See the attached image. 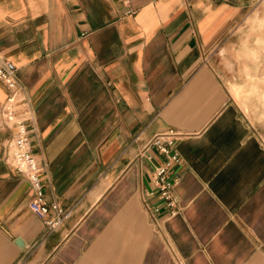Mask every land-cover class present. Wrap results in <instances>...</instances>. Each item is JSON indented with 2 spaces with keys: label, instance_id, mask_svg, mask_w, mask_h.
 <instances>
[{
  "label": "crops",
  "instance_id": "1",
  "mask_svg": "<svg viewBox=\"0 0 264 264\" xmlns=\"http://www.w3.org/2000/svg\"><path fill=\"white\" fill-rule=\"evenodd\" d=\"M261 11L264 0H0V55L28 107L17 115L45 199L66 212L43 222L29 177L0 157V264H264V141L233 94L264 104ZM8 93L0 80V105ZM14 131L0 125V142ZM157 133H173L179 157L165 168L172 204L155 172L169 158L147 145Z\"/></svg>",
  "mask_w": 264,
  "mask_h": 264
},
{
  "label": "built area",
  "instance_id": "2",
  "mask_svg": "<svg viewBox=\"0 0 264 264\" xmlns=\"http://www.w3.org/2000/svg\"><path fill=\"white\" fill-rule=\"evenodd\" d=\"M0 80L9 89L8 96L0 105V125L13 126L15 130L0 142V157L13 164L19 171L24 172L29 177L34 194L29 199L28 205L34 213L43 219V222L52 227V225L60 222L66 212L57 202L51 201L49 203L45 199L42 177L40 176L41 167L31 149V145H29L30 129L25 124V118L17 115L18 111H28V107L19 97L23 85L17 77L14 62L2 54L0 55ZM173 139V133H157L147 144L155 145L169 158L164 164L158 165L155 170L161 195L169 204L173 203L171 197L172 181L167 178L165 168L169 161L179 158L175 151H171L174 143ZM49 214H52V216H48Z\"/></svg>",
  "mask_w": 264,
  "mask_h": 264
},
{
  "label": "rangeland",
  "instance_id": "3",
  "mask_svg": "<svg viewBox=\"0 0 264 264\" xmlns=\"http://www.w3.org/2000/svg\"><path fill=\"white\" fill-rule=\"evenodd\" d=\"M263 12L261 11V14H264ZM258 13L259 12H257V15ZM255 22L256 23L252 25V31L258 36V34L261 33V30L264 28V21L256 20ZM256 45L258 47L256 61L259 65H261L262 68V71L257 73V77L261 80V82H264V55L261 56V53L264 50V40L257 39ZM233 94L239 101L241 107L244 109L247 116L250 117L251 122L254 124L259 135L264 141V104H256V99H252L251 93H249L248 91L243 90L239 95L235 93Z\"/></svg>",
  "mask_w": 264,
  "mask_h": 264
}]
</instances>
